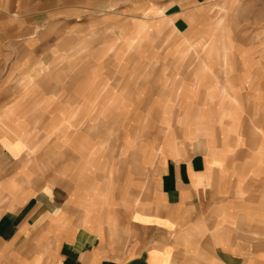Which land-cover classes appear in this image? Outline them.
<instances>
[{"label":"crops","instance_id":"crops-1","mask_svg":"<svg viewBox=\"0 0 264 264\" xmlns=\"http://www.w3.org/2000/svg\"><path fill=\"white\" fill-rule=\"evenodd\" d=\"M180 1L119 64L0 56V264H264V45Z\"/></svg>","mask_w":264,"mask_h":264},{"label":"rangeland","instance_id":"rangeland-1","mask_svg":"<svg viewBox=\"0 0 264 264\" xmlns=\"http://www.w3.org/2000/svg\"><path fill=\"white\" fill-rule=\"evenodd\" d=\"M152 7L159 13L150 12ZM188 7L180 0H0V56L6 68L14 66V56H10L12 51L18 52L20 58L24 54L25 57L29 55L30 51L32 62L45 58L47 69L54 64L64 68L90 66L97 62L103 65L107 61L106 65H109L111 56L116 57L119 64L123 59L121 49L130 48L128 45L135 38L136 27L141 26L139 31L143 33L144 44H147L152 36L146 34V29L151 26L152 20L153 25L165 31L171 21L162 16ZM198 7L205 13L201 22L206 25L204 29L207 32L203 34L216 36L211 44L213 53H220L217 9L223 28L230 26L249 30L253 33L251 40L264 45V0H225L220 8L217 1H212ZM30 39L36 40V43L25 45V51L17 48L19 41ZM55 39H62V42L54 45ZM10 45L11 52L8 50ZM206 45L208 42L203 46ZM132 49L126 64L135 63ZM192 49H195L193 45ZM5 50L8 52L5 53ZM208 53L201 56L207 57ZM197 54L200 57V53ZM54 56L56 61H48ZM29 63L27 60L24 65Z\"/></svg>","mask_w":264,"mask_h":264}]
</instances>
